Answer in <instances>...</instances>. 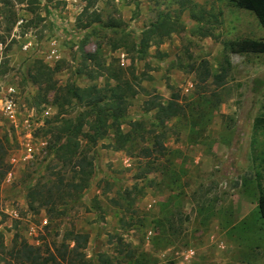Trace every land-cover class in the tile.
<instances>
[{
  "label": "rangeland",
  "instance_id": "rangeland-1",
  "mask_svg": "<svg viewBox=\"0 0 264 264\" xmlns=\"http://www.w3.org/2000/svg\"><path fill=\"white\" fill-rule=\"evenodd\" d=\"M96 15L102 22L78 26ZM164 16L179 30L139 59L131 48ZM240 39L262 40L264 29L225 0H0V75L16 90L18 116L0 112V138L14 161L0 186L6 247L25 238L53 249L73 230L90 236L92 264L99 253L118 264H264L257 186L259 175L264 190V129L254 128L264 117V54L225 48ZM52 48L58 61L49 59ZM45 66L54 71L51 81L36 83L31 76ZM108 68L134 71L146 92L165 102L178 94L183 113L156 126L155 112L143 109L147 94H138L122 130L129 132L130 122L144 129L124 151L105 147L113 143L111 130L96 147L89 188L49 220L29 209L26 195L53 166L56 92L67 84L112 83ZM154 131L165 135L164 155L142 158Z\"/></svg>",
  "mask_w": 264,
  "mask_h": 264
},
{
  "label": "trees",
  "instance_id": "trees-1",
  "mask_svg": "<svg viewBox=\"0 0 264 264\" xmlns=\"http://www.w3.org/2000/svg\"><path fill=\"white\" fill-rule=\"evenodd\" d=\"M238 9L246 10L255 15L264 29V0H225ZM190 1L181 4V8L191 6ZM88 12L85 8L84 14ZM92 22H102L99 15L85 24L78 26L88 28ZM120 25V24H119ZM118 24L110 23L107 26L119 28ZM180 23L168 16L159 18L149 25L141 34L137 44L131 48L144 59L152 45H160L165 38L179 30ZM225 48L232 54H264V39H240L225 43ZM86 54V53H85ZM95 55L87 54V61H93ZM46 71L32 75L38 83L42 80L51 81L53 69L45 66ZM112 83L99 87L89 85L80 87L67 84L56 92V106L58 113L53 126L50 128V150L53 154V166L47 178L38 181L29 187L26 198L28 207L34 213L45 211L49 220L59 216V208L65 206L68 200L76 199L89 188L94 174V161L97 156L98 143L106 138L112 130L113 143L106 148L114 151H124L129 143L134 141L135 134L144 129L142 122H130L131 130L124 132L122 126L126 118L130 101L144 92L148 99L143 103L145 112H155L156 126H164L172 118L182 115L180 96L171 94L166 102L160 95L147 93L141 85V78L134 71L125 74L122 70L105 69ZM225 72V71H224ZM223 77V76H222ZM222 79V78H221ZM173 89L172 86H169ZM78 111L72 114L68 109ZM255 129H264V117L254 119ZM165 135L162 132H153L152 145L140 150L142 158L162 156L166 150ZM8 142L0 138V186L12 169L8 161ZM259 190L258 208L264 220V190L261 187L260 176L257 175ZM90 236L73 230L66 231L60 244L43 249L30 244L25 238H15L11 248L4 243V236L0 232V263L2 264H92L87 259L86 249ZM99 264H118L108 254L99 253ZM131 258L132 253L128 252Z\"/></svg>",
  "mask_w": 264,
  "mask_h": 264
},
{
  "label": "built area",
  "instance_id": "built-area-1",
  "mask_svg": "<svg viewBox=\"0 0 264 264\" xmlns=\"http://www.w3.org/2000/svg\"><path fill=\"white\" fill-rule=\"evenodd\" d=\"M24 49L25 50L28 49L27 44L24 46ZM49 53H50L49 59L53 61H58L60 59V55L58 54V51L56 49L52 48ZM0 67H1V61H0ZM15 93L16 90L14 89V87L8 84L6 85L0 75V112L12 120L18 119L17 104L14 99ZM46 113H48V111H46ZM9 163L13 166L14 161Z\"/></svg>",
  "mask_w": 264,
  "mask_h": 264
}]
</instances>
